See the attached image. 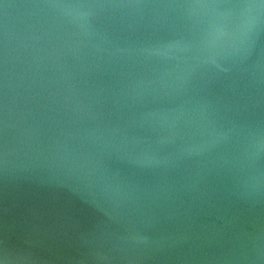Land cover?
Listing matches in <instances>:
<instances>
[{"label": "water", "instance_id": "95a60500", "mask_svg": "<svg viewBox=\"0 0 264 264\" xmlns=\"http://www.w3.org/2000/svg\"><path fill=\"white\" fill-rule=\"evenodd\" d=\"M0 264H264V0H0Z\"/></svg>", "mask_w": 264, "mask_h": 264}]
</instances>
